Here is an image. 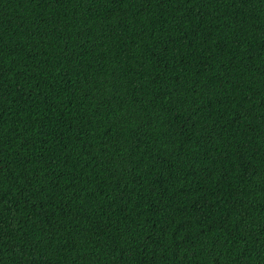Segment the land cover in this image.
Instances as JSON below:
<instances>
[{"label": "trees", "instance_id": "obj_1", "mask_svg": "<svg viewBox=\"0 0 264 264\" xmlns=\"http://www.w3.org/2000/svg\"><path fill=\"white\" fill-rule=\"evenodd\" d=\"M0 264H264V0H0Z\"/></svg>", "mask_w": 264, "mask_h": 264}]
</instances>
